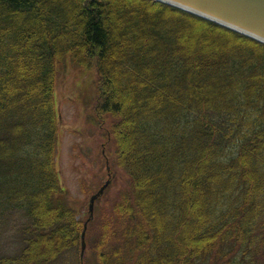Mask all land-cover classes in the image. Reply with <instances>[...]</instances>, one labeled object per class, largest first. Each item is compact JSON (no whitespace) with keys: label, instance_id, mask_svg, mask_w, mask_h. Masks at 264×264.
Masks as SVG:
<instances>
[{"label":"trees","instance_id":"obj_1","mask_svg":"<svg viewBox=\"0 0 264 264\" xmlns=\"http://www.w3.org/2000/svg\"><path fill=\"white\" fill-rule=\"evenodd\" d=\"M67 58L97 71L130 177L85 264H264V44L154 0H0V227L21 236L0 264L83 263L56 168Z\"/></svg>","mask_w":264,"mask_h":264},{"label":"rangeland","instance_id":"obj_2","mask_svg":"<svg viewBox=\"0 0 264 264\" xmlns=\"http://www.w3.org/2000/svg\"><path fill=\"white\" fill-rule=\"evenodd\" d=\"M201 37L197 38V44ZM96 76L95 69L80 68L70 59L58 65L55 90L59 137L56 155L69 202L82 217L87 214L91 195L110 179L108 189L95 205V216L102 219L106 209L119 199L130 177L115 163L116 145L109 132L112 120L102 116L96 108ZM150 210L153 212L154 206ZM17 218L19 222L24 221L19 215ZM15 229L14 222L0 227V248L14 251L19 241L17 234L14 235ZM87 252L88 258L94 261L91 250Z\"/></svg>","mask_w":264,"mask_h":264},{"label":"water","instance_id":"obj_3","mask_svg":"<svg viewBox=\"0 0 264 264\" xmlns=\"http://www.w3.org/2000/svg\"><path fill=\"white\" fill-rule=\"evenodd\" d=\"M264 42V0H157ZM103 189L101 190V192ZM92 198L90 210L93 211ZM83 252L86 244L83 233Z\"/></svg>","mask_w":264,"mask_h":264}]
</instances>
